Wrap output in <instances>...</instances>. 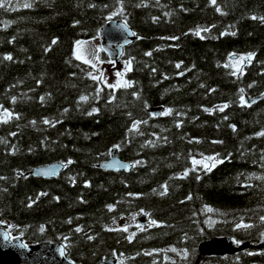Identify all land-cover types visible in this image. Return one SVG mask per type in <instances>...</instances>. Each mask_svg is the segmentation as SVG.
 <instances>
[{
  "label": "trees",
  "instance_id": "obj_1",
  "mask_svg": "<svg viewBox=\"0 0 264 264\" xmlns=\"http://www.w3.org/2000/svg\"><path fill=\"white\" fill-rule=\"evenodd\" d=\"M121 6L111 19L117 0H5L0 7V111L12 114L0 120V227L25 244L60 243L77 264L111 257L118 264H264V249H256L264 243V179L255 178L264 177V136L256 135L264 132V0ZM111 20L140 37L121 56L130 64L127 88L93 80L73 56L77 40L97 38ZM198 28L207 31L196 35ZM249 52L243 74L232 75L230 59ZM241 96L259 99L241 105ZM165 108L171 112L160 115ZM112 150L133 165L129 173L98 167ZM207 156L221 162L211 171L192 164ZM54 162L65 168L53 180L28 174ZM138 214L157 224L119 228ZM219 237L251 248L225 256L198 250Z\"/></svg>",
  "mask_w": 264,
  "mask_h": 264
},
{
  "label": "water",
  "instance_id": "obj_2",
  "mask_svg": "<svg viewBox=\"0 0 264 264\" xmlns=\"http://www.w3.org/2000/svg\"><path fill=\"white\" fill-rule=\"evenodd\" d=\"M125 23L119 20H111L107 22L99 31L100 48L102 53L109 60L118 62L123 50L132 44L136 37L128 34L132 30L128 27L126 31L123 27ZM263 97V96H262ZM245 102L251 104L259 97H245ZM130 164L118 157L115 150L110 152L107 161L98 167L110 172L129 173L131 167L125 170L121 165ZM111 165V167L109 166ZM54 169L55 175H40L41 170ZM64 169L61 163H50L36 166L29 171V175L33 178L44 180L55 179ZM147 216L138 219V223L144 225L147 222ZM250 248L247 244L235 246L228 237L213 238L201 242L198 250L205 256H225L233 255ZM256 249H264V243L258 244ZM63 252V255L61 254ZM0 264H77L68 259L64 253V248L60 243H38L25 245L18 238L10 239L8 233L0 227ZM96 264H116L114 258L102 260Z\"/></svg>",
  "mask_w": 264,
  "mask_h": 264
},
{
  "label": "snow or ice",
  "instance_id": "obj_3",
  "mask_svg": "<svg viewBox=\"0 0 264 264\" xmlns=\"http://www.w3.org/2000/svg\"><path fill=\"white\" fill-rule=\"evenodd\" d=\"M9 2H10V0H9ZM209 2H210L211 4H215V0H209ZM4 4H5V0H0V7H4ZM89 6L91 7L92 5H89ZM139 6H140V5H137V7H139ZM22 7H23V8H30V7H31V4H29V3H24V4L22 5ZM216 11H217V12H220L221 10H220L219 7H217V8H216ZM122 12H123V8H122V6H121V0H117V8H116L115 11H113V12L111 13V15L108 17V19H111L112 16H115L117 13H122ZM251 18L254 19V20L257 19V17H255V16H253V17H251ZM259 19H260V21H261L262 23H264V17H260ZM153 20H155V17L153 18ZM123 27L125 28L126 31L128 30V26H127V24H124ZM201 31H207V29H203V30H201V29L198 28V29L196 30V33H195V34H196V35H200V32H201ZM128 34L131 35V36H136L137 39L140 38V37L137 36V34H136L135 32H131V31H129ZM224 34H225V33H221V35H224ZM232 34L235 35V33H232ZM170 39L175 40V39H177V37H174V36H173V37H171ZM9 42H11V41H9ZM52 43L55 44L56 41L53 40ZM75 44H76L77 47L73 49V56H74L76 59H78V60H82L85 64L90 63V59L87 58V57L89 56V54H88L85 50H83L82 48H80V46L83 45L84 42H83V41H79V40H77V41L75 42ZM45 50L47 51V49H45ZM96 51H99V49H97ZM145 55H146V56H147V55H151V53L146 52ZM229 55H230V56H234L235 54H231V53H230ZM254 55H255V53H253V52H249V53H247V54L240 55V56L238 57L237 61L233 64V69H234V70H233V72H232L231 74L235 76V75H237V73L239 72V73L242 75V74H243V72H242V65H243V63H244V62H250V61L253 59ZM91 57L94 58V57H95V53H91ZM4 59H5V60H11L12 57H11L10 55H6V56L4 57ZM225 66L227 67V65H225ZM176 67L179 68V67H180V64H177ZM116 76H117V77H120V76H121V73L117 72V73H116ZM91 78H92L93 80H97V79H98V77H96V76H92ZM106 86H107L108 88H110V89H117V88H121V87H123V88H127V87H129V81H126V80L121 81V80L118 79V80L116 81L115 84L108 83V84H106ZM201 86H203V85H201ZM251 86H252V85H249V87H251ZM96 91H97V93H99L100 88L97 87ZM240 91L242 92L243 89H241ZM133 95H135V93H133ZM262 95H264V94H262ZM12 99L15 100V97H12ZM86 99H87L86 96H84V95H81V96H80V100H81V101H84V100H86ZM41 100H43V97H41ZM240 103H241V105L244 104V98H243V96L240 97ZM226 107H228V105H227V104H223V105L220 106V110L223 111V109L226 108ZM204 110H205L206 112H210V111H211V109H204ZM96 111H97L96 108H93V109H92V112H96ZM170 112H171V109L165 108L164 111H163L162 113H160V115H167V114H169ZM90 114H91V113H90ZM11 115H12V114H11L7 109H4L3 111H0V120H2V122H4V123H7V119H4V118H5V117H10ZM44 123H45V124H48L49 121H48V120H44ZM137 123H138L137 121H133V123H132V130H135V129H136V125H137ZM176 127H177V128L180 127L179 123H177ZM230 127H233V126L230 125ZM234 130H235V129H234ZM11 134H12V135H15V133H11ZM256 135H257V136H264V132H257ZM218 142H219V141H214V143H218ZM113 147H117V146L114 145ZM204 159L207 160V161H209V162H212V163H210V164H209V163H204L203 160H201V161H197V160L193 159V160H192V164H193V165H196L197 163H200V164L203 165V167H204L207 171H211V169L214 168V167L216 166L217 163H220V162H221L220 160L216 159V158L213 157V156H207V157H205ZM213 161H214V162H213ZM67 163H68V164H71V163H73V161H72V160H68ZM136 163H140V162L137 161ZM109 166L111 167V165H109ZM132 166H133V165H130V164H124V165H121V167H123L125 170H127L129 167H132ZM39 174H40V175H55V170H54V169H45V170H41ZM187 174H188V170L185 169V171H184V175L186 176ZM255 178H256V179H264V177H255ZM0 179H3V177H0ZM197 179H199V176H197ZM161 187L163 188V187H165V186H164V185H161ZM160 194H161V195H164L165 193H164V192H161ZM40 195H45V193H40ZM189 198H190V197H189ZM107 207H108V210L111 211L113 206H112V205H107ZM206 210L209 211V212L212 211L211 208H207V207H206ZM260 220H261L262 222H264V216H261V217H260ZM149 223H150V225H155V224H157V222H156L155 220H151ZM137 227H139V225H138ZM236 227H237V228H241V227H243V228H249V227H252V225H249V224H240V223H238V224L236 225ZM41 230H43V226H42ZM108 230L111 231V230H113V229H108ZM123 230L126 231V230H127V226H125V228H124ZM75 231H76L77 233H79V232L81 231V228L77 227V228L75 229ZM261 235L264 236V233H262ZM87 239H88V240H92L93 237H92V236H88ZM128 239H129V241H131L132 237L129 236ZM237 243H238V242H237ZM169 250L172 251V252H176V249H175V248H171V249H169ZM61 254L63 255V252H62ZM146 254H148V253H146ZM178 254H182V257H183V258H186L187 255H188L187 251L184 250V249H181V250H180V253H178ZM114 255H115V253H114Z\"/></svg>",
  "mask_w": 264,
  "mask_h": 264
},
{
  "label": "rangeland",
  "instance_id": "obj_4",
  "mask_svg": "<svg viewBox=\"0 0 264 264\" xmlns=\"http://www.w3.org/2000/svg\"><path fill=\"white\" fill-rule=\"evenodd\" d=\"M99 41H100V39L97 37V38H94L91 40L83 41L84 44L80 46V48H82L83 50H85L89 54V56L87 58L90 59V63H88L86 65H88L92 69L91 77L92 76L98 77V79L96 81L102 83L105 86L108 83L115 84L118 79L121 81H124L125 80V77H124L125 72L130 69V64L128 62H126L125 60H120V62L115 63V62H112L110 60L103 59L102 55H101V49L99 46ZM76 47L77 46L75 45L74 48H76ZM97 49H99V51H96ZM91 53H95L94 58L91 57ZM238 57L239 56H236V57L230 59V66L232 68H233V64L237 61ZM78 61L83 62L82 60H78ZM248 63L249 62L243 63L242 71ZM117 72L121 73L120 77L116 76ZM201 160H203L204 163H209V164L212 163V162H209L205 159H200L197 161H201ZM196 166H199L200 168H204L203 165L200 163H197ZM139 218H140V214L136 215L135 218H125V219L121 220V223L119 224V228L124 229L125 226H127V229L130 227H134L135 229H138L141 226L137 221ZM0 224H2V223H0ZM138 225H139V227H137ZM10 237L13 238L12 236H10Z\"/></svg>",
  "mask_w": 264,
  "mask_h": 264
}]
</instances>
